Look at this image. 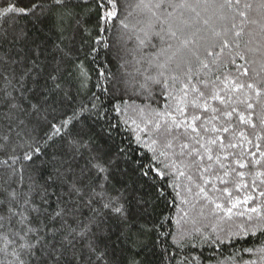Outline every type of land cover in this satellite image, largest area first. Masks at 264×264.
Masks as SVG:
<instances>
[{
  "label": "snow or ice",
  "instance_id": "6c2138e0",
  "mask_svg": "<svg viewBox=\"0 0 264 264\" xmlns=\"http://www.w3.org/2000/svg\"><path fill=\"white\" fill-rule=\"evenodd\" d=\"M166 2L195 13L210 35L191 31L183 13L175 20L172 13L163 16ZM137 7L150 17L128 51L142 54L155 71L142 73V82L121 81L111 110L126 114L132 107L124 94L148 101L135 107L139 122L125 121L150 154L146 165L108 143L119 126L101 96L92 92L90 106H73L68 82L75 74L80 89H88L89 72L69 45L86 34L85 56L97 45L111 47L99 37L118 16L117 0L0 2V264H154L153 258L155 264H203L183 250L247 236L260 247L242 251L258 253L264 264V0L255 8L260 20L250 17L248 0H140ZM197 8L212 9V16L201 17ZM93 15L96 37L88 27ZM20 20L31 28L15 27ZM249 24H259V47L245 32ZM153 37L166 47L144 51L158 47ZM236 57L244 63L237 65ZM228 64L235 73L222 71ZM101 89L109 97L117 92ZM176 199L181 207L174 222L157 214L159 201L174 205ZM206 211L216 221L210 233L198 219Z\"/></svg>",
  "mask_w": 264,
  "mask_h": 264
},
{
  "label": "trees",
  "instance_id": "16d2710c",
  "mask_svg": "<svg viewBox=\"0 0 264 264\" xmlns=\"http://www.w3.org/2000/svg\"><path fill=\"white\" fill-rule=\"evenodd\" d=\"M2 2V0H0ZM140 0H117L118 6V16L115 19H112L108 25V31L101 33L99 38L106 37V42L111 45L109 48H103L100 45H97V51L91 53V55L85 56V53H88L89 48L91 46V37H88L86 34L83 37V41H81V36L77 35L75 41L69 45V47H73L74 52L73 55L78 56L79 60L83 61L86 66L89 75L91 77L88 83V89L82 90L79 87V81L76 79L75 74L69 78L70 84V92L74 97L73 106L78 105L79 103H84L85 105L90 106L89 97L92 92H95L97 95L101 96V99L105 103V105L109 108V118L113 124L118 125L119 127L113 132L112 139L108 141L111 144L113 150L116 147H124L128 150L129 155L132 160L138 161L142 164H147L149 160L150 154L146 152L145 149L141 145H138L135 141V125L131 123L129 120L128 123H125L129 117H133L137 119L139 122V118L135 112V107L137 105L143 106L148 103V101H144L142 99L136 98L134 95L129 96V94H124L123 98L127 104L132 105V107L128 108L126 114H120L111 110V104L115 102H119V97L122 94L121 90L123 89V84L121 81L130 80L132 77H135L137 80L143 81V74H151L155 71V69H150L147 61L143 58L142 54L136 52H130L128 50L135 49L137 46V41L135 39V35H143L140 32L141 28L145 27V22L149 19L150 13L147 12L146 9L138 8L137 4ZM153 3L156 0H152ZM173 4L179 5L182 0H171ZM248 2L253 4V11H250L249 15L252 19L260 20V16L255 11V8L258 4V0H248ZM189 3H195V0H189ZM197 11L200 12L201 17H211L212 9L205 10L203 8H197ZM163 16H167L168 13H172V17L170 19L175 20L180 17L181 13H183V17L185 19H189L193 24V28L191 31H194L196 27L202 29L200 36H208L210 35L206 28L201 24H196L195 21L197 17L195 13H192L189 9L184 8H173L169 7L166 2L163 7L159 10ZM127 23L129 25L128 29L123 28V24ZM95 16L90 17V22L88 27L92 30V37H96L95 31ZM213 22L220 23L213 18ZM5 27L8 25L5 24ZM15 27H26L31 28V25L26 20H20ZM160 24L157 23L154 31H160ZM166 27V25H165ZM245 32L251 33L254 36L253 45L255 47H259L261 42L260 37V28L259 24H249L245 26ZM67 35V33H66ZM131 36L132 39H128ZM248 36H244L241 41V47H244V42L248 40ZM167 40V38H166ZM199 40V37H197ZM172 42V41H168ZM65 43H68L67 41ZM153 44H156L158 47L147 48L144 51L149 53L158 51L159 47H166V43L162 44L158 37H153ZM79 47L80 51L76 52L75 48ZM119 53V55H118ZM249 58H251V54H249ZM244 63V61L240 60L239 57H236V64ZM68 67L72 69L74 65L70 61ZM255 67V65H250V68ZM139 69V71H137ZM231 70L235 73V65L228 64L227 69H222V71ZM103 75H98V74ZM107 77V78H106ZM93 85H97L93 87ZM101 86L103 87H116L117 92L109 97L107 93H102ZM133 100H135V104L133 105ZM99 102V101H97ZM40 129H37L36 135H38ZM100 143H105L103 139L100 140ZM107 146V145H106ZM143 153V155H141ZM129 167V171L131 172L133 169V165H127ZM133 180L136 179L135 175L131 177ZM252 175H247L245 177L246 182L251 185ZM259 184V181H257ZM251 190V189H250ZM165 191L168 194V200L171 201L175 196V193L172 189L166 188ZM242 194V193H241ZM181 207L179 199H176L175 204H168L164 200H161L157 203V214H163L172 218L173 222L175 219V215L177 211ZM199 208V205L197 206ZM200 220V226L204 228L206 233L211 232L212 225L216 223L215 219L209 215H207V211L205 213V217L198 218ZM237 222H239L242 218H234ZM222 227H226L221 225ZM188 227H191L189 225ZM223 235V233H221ZM260 244L258 243L256 237L247 236V237H233L232 241H225L224 244H208L202 243L200 246L196 248H185L182 254H191L192 256H200L203 260V264H242L243 261L254 260L257 264H260L259 254L247 253L243 252L244 248H258ZM159 250L157 249V253ZM3 257L0 256V260ZM155 264V258H153Z\"/></svg>",
  "mask_w": 264,
  "mask_h": 264
}]
</instances>
